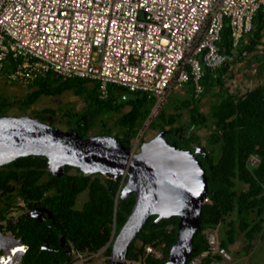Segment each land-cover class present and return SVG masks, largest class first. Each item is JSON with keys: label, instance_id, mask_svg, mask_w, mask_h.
Returning <instances> with one entry per match:
<instances>
[{"label": "trees", "instance_id": "trees-1", "mask_svg": "<svg viewBox=\"0 0 264 264\" xmlns=\"http://www.w3.org/2000/svg\"><path fill=\"white\" fill-rule=\"evenodd\" d=\"M264 30V19L259 12L253 19V29L249 34L252 38L243 48L247 51L254 50ZM229 23L225 22L222 31L223 44L229 49ZM231 63H227L216 71L205 70L201 80L204 94L207 90L217 87L219 100L212 107L209 115H202L195 104V97L191 112L193 125L204 123L208 118L217 128L211 140L218 144L220 152L217 162L213 163L212 156H205L202 152H195L198 138L193 133H174L170 130L165 134L168 142L181 151L194 153L205 169L207 178V196L212 203L201 206L200 227L193 237V252L188 261L208 249L204 230L208 227H217L226 216L235 214V219L230 221V228L224 231V236L219 240L220 246L227 248L234 242L238 230L244 232L248 239L259 235L264 238V83L246 94L236 97L229 93L223 86V77ZM51 73L37 77L32 83L39 88L32 92L23 102L28 104L40 93L58 94L65 88L76 86V93H83L87 79L70 78L60 80L56 87H50L55 81ZM88 93L89 107L84 114L75 117L72 121V130L81 137H86L90 120L111 111L119 112L129 104L131 109L123 113L119 123L124 127L123 137L119 139L122 144L130 148V138L136 134L138 120L144 119L149 113L148 97L146 94L133 93L134 99H124L126 89L116 85L108 86V96L99 98L98 83ZM193 91V87H192ZM124 99L125 103L119 102ZM153 102V98L150 100ZM152 101V102H151ZM190 104L189 101L185 102ZM163 114V113H162ZM251 154H257L259 163L250 169L247 166ZM71 166L64 167L61 176L54 175L47 163V159L39 155L20 157L12 162L0 166V190L6 197L10 181L19 183V194L28 206H47L52 211L51 219L38 221L27 212L18 218L15 224L10 223L8 228L20 237L24 243L31 244L22 258V264H69L70 257L62 251H55L51 246H57L59 235L63 234L71 245L79 252H96L110 239L112 225L115 218V232L119 231L132 211L135 203V194L121 197V178L104 177L102 173H83L76 168L77 173H69ZM96 175V176H94ZM248 182L249 187L245 192L237 193L233 190V179ZM88 190V200L81 210L71 209L75 197L83 190ZM54 193L46 194L48 191ZM117 196V197H116ZM8 210L0 211V219L4 220ZM177 216L162 217L154 221V215L148 217L137 234L143 244L159 245L166 242L167 251L165 259H157L151 254L145 257V264H162L166 261L170 246L175 241L176 228L167 231V224L177 222ZM238 224L236 225V223ZM131 243L128 247L127 258L137 260L143 249L135 251ZM47 246L48 248H42ZM105 252H111L109 245ZM221 257L215 254L205 256L201 264H211Z\"/></svg>", "mask_w": 264, "mask_h": 264}, {"label": "built area", "instance_id": "built-area-1", "mask_svg": "<svg viewBox=\"0 0 264 264\" xmlns=\"http://www.w3.org/2000/svg\"><path fill=\"white\" fill-rule=\"evenodd\" d=\"M259 12L264 19V0H0V74L24 82L49 73L87 79L98 83L102 99L109 85L146 93L154 99L150 123L174 88L191 82L198 96L206 69L216 71L244 54ZM247 163L257 166L258 155ZM203 232L208 249L188 264H201L209 254L229 259L216 227ZM146 250L156 255L153 246ZM71 251L83 263L89 258Z\"/></svg>", "mask_w": 264, "mask_h": 264}, {"label": "water", "instance_id": "water-1", "mask_svg": "<svg viewBox=\"0 0 264 264\" xmlns=\"http://www.w3.org/2000/svg\"><path fill=\"white\" fill-rule=\"evenodd\" d=\"M123 97L135 98L132 93ZM29 155L45 157L56 176H61L68 165L86 174L120 177V184L127 177L120 189L121 197L134 193L135 203L112 241L113 219L111 237L104 245L108 247L112 241L109 264L126 263L129 245L154 214L159 218H179L176 241L162 264H186L194 249L193 237L200 227L201 206L207 196L205 169L194 153L177 149L162 134L142 143L140 150L133 152L110 135L81 137L72 129L62 131L29 116L0 115V166ZM45 213L52 217L48 208H34L30 215L42 221ZM26 249L18 239L0 233V264H22Z\"/></svg>", "mask_w": 264, "mask_h": 264}, {"label": "rangeland", "instance_id": "rangeland-1", "mask_svg": "<svg viewBox=\"0 0 264 264\" xmlns=\"http://www.w3.org/2000/svg\"><path fill=\"white\" fill-rule=\"evenodd\" d=\"M262 32L263 38L259 44L260 46L258 47V45H256L252 51H247L242 46V52L244 51V54L231 63L223 77V86L228 89L229 93L236 97L242 96L264 83V30ZM251 38L252 34H247L244 38L246 40L244 44H247ZM59 82L60 80L58 79L52 81L50 87H56ZM75 87L74 85L71 88H65L58 94L40 93L31 102L25 104L23 100L27 99L32 92L39 88V86L32 83V81L24 82L10 80L6 72L2 73L0 74V115L13 117L29 116L57 127L62 131H69L72 128L73 119L87 111L90 105L88 93L93 89L94 83L90 81L85 82L84 87L86 90L83 91V93H76ZM125 93H128V91L126 90ZM134 93H139L140 95L146 94L141 92ZM146 96L148 97L147 106L150 112L153 102L151 101L152 103H150L149 99L151 100L152 97L147 94ZM192 96L195 97V104L198 106L199 113L206 116L209 115L212 107L218 102L220 97L217 87L207 90L200 96H195V93L192 91L191 82L174 88L169 93L160 112L152 118L150 123L147 121L148 117L138 120L136 134L130 138V149H132L133 152H138L142 143L148 142L158 135H165L169 133L170 130L180 134L190 132L198 138L195 150L198 149L199 152L210 157L212 156L213 158L211 161L213 163L217 162L220 155L218 144L211 140V136L217 132L216 125L211 118H208L204 123L199 125H193L192 117L196 114L191 112L193 103H191L190 99ZM98 97L100 98L99 94ZM186 101H189L190 104H186ZM119 102L125 103L124 99H120ZM130 109L131 105L126 104L119 112L111 111L93 118L88 124L86 137L110 135L116 137L118 140L121 139L123 137L124 127L119 123V120L121 115ZM247 166L250 169L254 168L249 164H247ZM68 172L75 174L77 170L75 167H71ZM103 175L104 177H108L106 174ZM126 181L127 177H124L123 185ZM233 182V190L237 193L245 192L249 187L248 182H242L237 178H234ZM18 186V182H9L6 191L9 197H6L0 190V211L5 208L8 210L6 218L1 220L3 229H0V233L4 236L11 235L8 225L10 223L15 224L19 217L24 216L29 211L28 202H25L22 197L17 194ZM49 193H54V190L51 192L48 191L46 194ZM88 197L87 189L80 192L75 197L71 209L81 210L85 202H87ZM209 203H212V201ZM160 219L161 217L159 218L158 215L154 214V221H159ZM234 219L235 214L231 213L216 227L218 240H221L224 236V231L230 228V221ZM178 221L179 218L177 222H169L166 227L167 231L170 232L176 228V236ZM237 224L238 222L236 225ZM114 237L113 235L112 241ZM112 241L109 244L110 246ZM132 243V248L135 251H138V249L143 250L138 252L139 256L137 260H130L127 258L125 264H145V257L147 256L146 246L153 245L143 244L140 238H135ZM172 245L170 246L169 252ZM103 247L96 252L82 253L83 258L89 257L84 263L109 264L111 255L105 252L107 247ZM153 247L156 251L154 257L157 259H165L167 251L166 242H161L159 245ZM226 249L230 258L225 261H222L220 258L216 260L218 264H264V238H260L259 235H255L253 238L248 239L244 236L243 231L238 230L234 242L229 244ZM0 252H2V250H0ZM72 261L76 262V264H84L75 254H72Z\"/></svg>", "mask_w": 264, "mask_h": 264}, {"label": "flooded vegetation", "instance_id": "flooded-vegetation-1", "mask_svg": "<svg viewBox=\"0 0 264 264\" xmlns=\"http://www.w3.org/2000/svg\"><path fill=\"white\" fill-rule=\"evenodd\" d=\"M34 208H48L49 210H51V209H50L49 207H47V206H33V207H30V208H29V211H28V212H29V215H30L32 209H34ZM30 216H31V215H30ZM45 216H46V218H45L44 220H42V221L45 222L46 220L51 219V218H49V217L47 216V213H45ZM1 220H2V219H0V229H3V225H2ZM9 231H10V233H11V236H13L14 238H16V239H18L19 241H21L20 237H18L17 235H15V233H13L11 229H9ZM61 237H63L64 239L62 240ZM21 242L24 243L23 241H21ZM24 244H26V246H27V249H26V250H28V249L31 248V244H29V243H24ZM72 247H73V246H72L71 243L65 238V236H64L63 234H60V235H59V239H58V241H57V246H51L50 248L53 249V250H55V251H62V252H64L66 255H68V256L70 257V262H69V264H76L74 261H72V251H71ZM26 250H25V252H26ZM25 252L23 253V255L25 254ZM22 258H23V256H22Z\"/></svg>", "mask_w": 264, "mask_h": 264}, {"label": "crops", "instance_id": "crops-1", "mask_svg": "<svg viewBox=\"0 0 264 264\" xmlns=\"http://www.w3.org/2000/svg\"><path fill=\"white\" fill-rule=\"evenodd\" d=\"M263 31V30H262ZM262 33V36H261V38L259 39V42H258V47L260 46L259 44H260V42H261V40H262V38H263V32H261Z\"/></svg>", "mask_w": 264, "mask_h": 264}, {"label": "bare ground", "instance_id": "bare-ground-1", "mask_svg": "<svg viewBox=\"0 0 264 264\" xmlns=\"http://www.w3.org/2000/svg\"><path fill=\"white\" fill-rule=\"evenodd\" d=\"M112 258H113V259H118V257H117V256H113Z\"/></svg>", "mask_w": 264, "mask_h": 264}, {"label": "clouds", "instance_id": "clouds-1", "mask_svg": "<svg viewBox=\"0 0 264 264\" xmlns=\"http://www.w3.org/2000/svg\"><path fill=\"white\" fill-rule=\"evenodd\" d=\"M121 185H123V183L121 184ZM203 205V204H202ZM26 245V244H25Z\"/></svg>", "mask_w": 264, "mask_h": 264}]
</instances>
